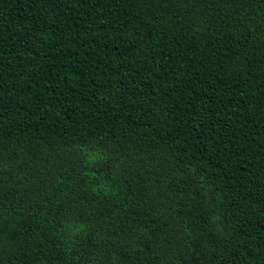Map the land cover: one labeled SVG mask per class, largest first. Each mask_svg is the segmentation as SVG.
<instances>
[{
  "label": "trees",
  "instance_id": "16d2710c",
  "mask_svg": "<svg viewBox=\"0 0 264 264\" xmlns=\"http://www.w3.org/2000/svg\"><path fill=\"white\" fill-rule=\"evenodd\" d=\"M0 264H264V0H0Z\"/></svg>",
  "mask_w": 264,
  "mask_h": 264
}]
</instances>
